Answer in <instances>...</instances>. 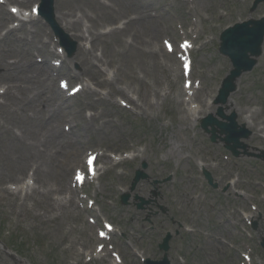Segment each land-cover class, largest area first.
<instances>
[{
    "label": "rangeland",
    "instance_id": "rangeland-1",
    "mask_svg": "<svg viewBox=\"0 0 264 264\" xmlns=\"http://www.w3.org/2000/svg\"><path fill=\"white\" fill-rule=\"evenodd\" d=\"M33 1L35 0L28 1L26 9H30ZM60 1L56 0L58 7ZM101 1L109 4L112 10L97 8L98 4L95 0H67L65 3L69 9L80 10L85 17L84 22L89 18L91 26L96 29L95 31L98 30V33L103 32L108 26L116 25L114 21L122 24L127 21V15L132 18L138 14L132 7L134 3L136 5L149 3L147 7L165 3L166 8L172 4L169 13L160 16L161 19H156L157 16L152 19L151 24L154 21L159 24L156 25V31L160 27L156 35L151 32L152 25L143 24L136 28L135 34L130 29V33L128 30L116 34L111 32L98 38L96 54L100 56L101 51L103 60H111L117 71L115 70L114 73L111 70L110 75V78L115 79L113 82L116 92L108 95L109 100L97 105V108L100 107L98 111L101 115L95 122L101 128L97 134L92 130L82 131V124L78 118V104L87 100V94L79 99L66 98L67 101H64L67 106L64 109L66 112L62 116L59 114L58 128L61 129L63 123L78 125L74 131L81 132L84 139L91 138L90 150L112 146L111 149L138 151L141 160L137 158L125 164V173L120 176L112 171L107 172L99 192V200L103 205L101 213L96 211L95 215L102 214L108 217L119 226V232L116 238L111 237L109 240L99 242L95 234L96 227L88 223L85 214L77 205V199H73L70 204L67 202L69 198L67 194L62 193V189L64 184L68 188V181L74 168L83 160L87 151L79 155L81 150L75 149L70 154L71 147L65 139L59 146L55 143L52 146L46 142L56 124L53 121L52 126L42 125L41 119H38L37 109L23 105L21 100L23 96L32 98L34 95L28 88L25 89L27 92L23 90L18 97H9L8 105L1 110L0 178L5 180V184L0 183V187L3 185L4 188L11 190L10 181H16L19 176L14 177L13 173L18 169L21 172L22 169L20 175H23L30 167L29 164L34 163L26 159L30 156H24L25 151L21 148H25L31 155L33 151L26 144L33 140L46 146L49 154L54 156L52 158L56 165L54 166L50 159L52 163L48 162L46 176H40L41 182H36L35 192L39 193L34 194L33 197L24 196L25 194L11 196L6 190H0V264H13V259L22 264H110L106 261L109 257L101 260L94 257V260L86 263L88 257L81 255V250H94L99 244H105V249L112 247L119 249L125 264H141L131 251L137 250L151 259L160 258L162 252L157 248V244L167 230L173 232L174 229H179V233L184 237L176 235L170 242L171 264H182L184 260L183 264H238L240 257L236 255L237 251L248 249L243 243L253 248L254 264H264V249L259 246L260 238L264 237V200L261 198L262 193L264 194L262 187L264 162L252 156L241 155L233 158L224 148L223 143H211L199 126L189 121L188 114L184 111L185 106H180V95L175 93L176 86L180 88L182 84L179 63L165 52L164 47L162 49L163 44L161 46V39L165 36L179 37L177 24L181 23L183 28H186L192 24L191 18L194 14L190 12L186 15L182 12V0ZM250 3L251 0H208L198 3L203 28L205 32L214 34L215 39L201 50L194 52L192 78L195 79L205 72L201 79L208 95L214 93L219 80L231 67L229 60L217 52L219 33L227 24L247 17ZM262 13H264V4L260 5L252 16L256 18ZM35 24L39 27L40 37L47 36L52 41L51 49L56 47L48 27L39 20ZM12 26H14L13 22L1 30L0 37ZM16 31L18 35L24 33L22 29ZM0 45V51L5 47L16 49L17 52H20L22 46L15 42L11 46L8 38ZM156 50L161 51L154 52ZM77 52L78 48L73 58L65 59L72 69L70 76L79 73L81 69L80 62L76 58ZM6 56L17 58L18 61L21 59L13 50L7 55L0 53V58H7ZM106 67H103L105 72L108 70ZM0 81L5 82L4 77H0ZM74 83L76 82L71 85L73 86ZM138 88L141 92L139 98L133 92ZM86 91L96 92L101 97L107 94V89L98 88L91 83L88 84ZM122 95H125L128 101H130L129 96L135 103L144 104V111L123 109L119 103L124 102ZM142 97L146 101L141 99ZM147 102L150 106H147ZM130 104L133 105L132 101ZM232 107L237 110L238 123H243L246 111L255 113L253 115L255 129L258 128V123L264 120V53L253 71L240 78L238 90L231 95L227 108ZM54 108L56 107H52ZM105 111L108 113L105 114ZM82 113L87 118L93 114L91 110ZM45 114L42 116L46 118L43 124L50 120L51 110L47 117ZM107 129L110 130V136L102 139L101 131ZM20 141L22 145H18L17 142ZM244 142L250 155H257L260 150H264L263 140L252 139V135ZM67 151V156L64 157ZM224 155H228L230 160L226 161ZM197 160L204 161L210 166H217L209 168L213 177L220 180L217 182V189H212L206 185V182H202L201 174L196 167ZM141 162L147 164L148 179L141 181L136 189L130 192V202L136 195L155 198L153 197L155 191L158 203L169 209L168 216L159 214L151 217V223L144 222L148 211L139 210L132 204L122 206L119 203L120 192L114 188L119 181L122 184L121 188L129 187L134 170L140 167ZM22 164V168L13 170ZM227 173L230 178L238 177L234 192H231L230 185L228 186L231 182L230 178L225 180L223 177ZM168 176H171V180L159 186L156 191L153 181ZM60 179L63 181V186L59 190ZM43 191L53 200L50 207L46 206L39 196ZM26 194H31V191ZM203 194L205 198L201 199ZM248 194L257 197L246 201ZM193 197L198 201L195 202ZM107 199H112V204ZM250 202L259 205V212L254 213L258 226L250 237L241 238V234L235 233V228L240 230V227L228 224L225 217L236 218L239 210L243 213L250 212L252 210ZM150 209L157 208L151 205ZM258 213H261L262 218L257 217ZM170 217L175 222L183 223L182 226L192 225L197 232L186 234L185 229L170 224ZM239 223L247 227L243 221ZM119 234L124 235V239ZM218 236H223L226 243L219 242ZM235 242L238 243L237 250H231Z\"/></svg>",
    "mask_w": 264,
    "mask_h": 264
},
{
    "label": "bare ground",
    "instance_id": "bare-ground-1",
    "mask_svg": "<svg viewBox=\"0 0 264 264\" xmlns=\"http://www.w3.org/2000/svg\"><path fill=\"white\" fill-rule=\"evenodd\" d=\"M11 1L14 3L23 4L24 0H11ZM196 1H203V0H196ZM96 3L102 4L99 0H96ZM126 5L128 6V4H126ZM96 7L101 9V10H104L103 7H100L98 5H96ZM132 7L134 8V10L137 11L138 14L136 15V18L134 20L131 19L127 23L128 30L131 27V29L134 31V34H135L136 28L138 26L143 25V24L144 25L150 24V25H152L151 32L155 33V35H156V33H157L156 24L154 22L151 24L152 19L148 18L145 15V9L147 6L145 7V5L144 4L142 5L141 3H138L137 5L134 3V5ZM5 12H6L5 8L3 6H0V29L5 25V22L8 21V19H9L8 14ZM58 14L60 16V20L65 23V28L73 31V33L77 37L83 38L84 33H88L89 36L94 37L92 35V33L89 31V29L86 28L85 30H83L79 26L78 19H75V20L69 19L70 17L74 16V10L69 9L67 7L65 0L60 1L59 7H58ZM11 19H13L12 16H11ZM24 25L25 24L23 23L21 26H24ZM135 25H136V27H135ZM14 30L15 29L12 28L6 32V36L10 37L9 40H10L11 46H12V43H14L16 40H18L17 38L11 37L13 35ZM3 40H4L3 38H0V43H2ZM39 40L40 39H39V36L37 34V31H25L24 37H22V38H20V40H18V42L23 43L25 45L24 46L25 48L22 47L20 52H17V50L13 49V48L3 47L2 50L0 51V53L7 55L10 50H13V52H16L21 57V59H20V61L17 62L16 60L9 61L8 59H10L11 57H8V56H6L8 59L1 57L0 58V69L2 70V72L0 73V77L5 78V82L10 85L9 86L10 90L16 88V90L22 92L24 89L27 88V86L30 85L29 91L34 93V95L32 98H28V97L23 96L21 99L22 103L25 106H29V107L37 109L38 119H41L42 125L52 126L53 125L52 122L55 121L56 127L53 126L52 131H50L51 133H50L48 139L46 140V142H49V144L52 146L54 145V143L59 146L64 142L63 139L66 138L65 134L61 131V129L58 128L59 114L62 116V114L65 112V110H64V107L61 105V104H64L63 100L60 98V95L62 94V92H61V90L55 89L53 77L60 74L61 70H57V69L53 68L50 59H52L54 56L51 53L49 54L50 57L46 56L45 58H42L41 62L37 61L38 56L32 54L31 50L28 47L38 48L39 52L46 54L47 53V50H46L47 45L44 42L39 41ZM91 40H92V38H91ZM89 52H90L89 48H87V47H83L82 51H80V50L78 51L76 58L80 62L81 69H80V73L75 74V78L80 79L82 77H86L89 81L96 84L97 86H104V85H106L104 83H107L106 81H104L102 79L104 76V71L101 67H99L95 64V63H100L101 60L98 59V57H96L95 54L89 53ZM63 63H62V66H64V64H65V63L64 64ZM110 63L111 62H109V64ZM69 70H71V69H69ZM22 83H24L25 86L21 87ZM108 86L110 88H112L110 86V84H108ZM24 91L27 92V90H24ZM94 96L90 95V99L87 102H85L83 106H87V107H90L94 110L95 109L98 110L100 107L97 108V105L101 104L104 101V98H100V97L95 98ZM227 103H229V100L227 101ZM52 107H56V108L52 109ZM50 110H51L50 120L43 124V122H45L44 119H46V118H43L42 116L46 112H49ZM229 111H230V109H225L226 113H228ZM234 111H235V109H234ZM104 113L107 114L108 111H105ZM95 117H96V115L94 117H91L92 124H90V123L85 124L84 129L93 130L97 134L99 132V130H101V128L96 126L95 124H93V122H94L93 119ZM250 118L252 119V116H250ZM244 121H245L244 123L247 122L246 119ZM246 126L249 127L247 125V123H246ZM109 131H110L109 129H107L106 131H101L100 135H101L102 139L110 136ZM64 136H65V138H64ZM256 137H258V135L254 134L253 138H256ZM17 143H18V145H22L21 141L17 142ZM79 143H80V141H79L78 137L76 136L72 140L71 145H72V147H77ZM26 146L31 151H33V152H31L32 153L31 155H29L27 153V150L25 148H23V147H21V148L25 151L24 156H30L26 159H29V161L34 162V164H35V169H34L35 175L37 174V178L40 175L46 176V173H47V170L49 167L48 162L52 163L50 161V159L53 161L54 166L56 165L54 158H52L54 156L49 154V151L46 148V146L41 144L37 140H33V142L26 144ZM67 153H68V151L64 154V157L67 156ZM44 156H45V158H44ZM105 159H106V162L110 163V157H105ZM22 167H23V164L16 166L15 168H13V170H15L17 168H22ZM64 168H66L65 165H64ZM63 169H62V173H63ZM19 173H20V169L16 170L13 173V176H18ZM0 180H1L0 183L4 184L5 180L3 178H0ZM58 186H59V190H60L63 186L62 179H60V183L58 184ZM0 189H3V188H0ZM66 191H67V189H66ZM39 196H40V198L43 199V203H45L46 206H49V207L51 206L52 200H51V198L48 197L47 194L41 193V195H39ZM68 203H70L69 200H68ZM13 260H14L13 264H22L18 260H15V259H13ZM0 261H1V258H0Z\"/></svg>",
    "mask_w": 264,
    "mask_h": 264
},
{
    "label": "water",
    "instance_id": "water-1",
    "mask_svg": "<svg viewBox=\"0 0 264 264\" xmlns=\"http://www.w3.org/2000/svg\"><path fill=\"white\" fill-rule=\"evenodd\" d=\"M222 40V52L230 56L234 63L235 70L232 72V75L225 83L224 91L222 93L220 101L225 100L227 94L231 90H233V80L237 76H239L242 71L250 70L255 63L253 60L249 59V56L246 52V47L251 45L249 41H253L252 43L257 45V47L252 51V54H259L260 52L259 42L254 38L253 29L230 30L223 35ZM231 122V127L234 128L235 124L233 118H231ZM230 139L234 141L235 137L233 139L229 136L226 141H230ZM234 142L237 143V139ZM235 146L233 147V149L235 148Z\"/></svg>",
    "mask_w": 264,
    "mask_h": 264
}]
</instances>
